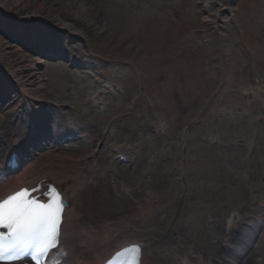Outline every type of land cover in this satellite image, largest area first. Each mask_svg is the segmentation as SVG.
Wrapping results in <instances>:
<instances>
[{"label": "rangeland", "instance_id": "374dc122", "mask_svg": "<svg viewBox=\"0 0 264 264\" xmlns=\"http://www.w3.org/2000/svg\"><path fill=\"white\" fill-rule=\"evenodd\" d=\"M84 1L95 11L103 32L95 33L79 20L61 17L83 33L67 36L65 45L72 55L88 60L89 74L71 68L69 59H43L38 72L44 86L37 97L27 93L28 106L37 110L42 104L37 100L54 102L69 119L101 128L115 118L111 126L116 139L134 145L144 136L147 144L142 151H149L150 159L144 155L133 165L116 163V187L110 179L97 177L94 183L108 196L86 188L77 197L80 222L97 226L135 211L145 204L149 190L156 191L161 208L172 211V221H162L153 235L141 232L140 236L161 245L165 238L161 230L167 228L173 243L182 237V247L194 248L204 242L211 247L223 239L224 219L231 208L257 211L252 199L264 203V122L254 120L264 117V110L258 100L242 97L250 92L249 87L264 90V0H218V7H234L232 19L222 14L220 31L215 29L213 17L206 20L203 0ZM223 76L226 83L221 96L201 115ZM104 84L114 89L105 91ZM93 95L101 106L91 105ZM18 104L15 99L0 107V126ZM223 109L231 111V116L222 114ZM186 127L183 143L180 137ZM94 129L90 128V134ZM71 144L89 150L87 142ZM183 146L186 197L208 202L217 221L214 225L205 219L184 221L187 209H179L175 200L172 204L165 200L163 192L176 187L172 181L179 176L176 163ZM64 149L57 151L76 152ZM98 152L102 162L107 160V151L100 146ZM46 160V150L35 159ZM145 215L137 224L155 226L156 220ZM85 256L80 254L82 259ZM144 264H169V260L151 253Z\"/></svg>", "mask_w": 264, "mask_h": 264}, {"label": "bare ground", "instance_id": "6f19581e", "mask_svg": "<svg viewBox=\"0 0 264 264\" xmlns=\"http://www.w3.org/2000/svg\"><path fill=\"white\" fill-rule=\"evenodd\" d=\"M203 2L204 9L208 14L206 20L209 21L208 17H213L212 20L216 24V29L220 28L219 23L224 21L220 8L227 9L229 15H233L234 7H218V0H203ZM11 12L13 13V19L25 22L21 26L28 30L30 39L37 35L39 36V34L36 35V30L42 31L44 28L49 29L48 33L50 30L56 34L62 32L59 36L60 39L68 34L83 35L81 30L73 27L70 20L65 21L61 16L79 20L92 31H95V33L103 32L101 30L104 28L97 22L95 11L84 0H0V81H8L12 86V92L9 91L4 96L6 102L16 92L22 96L30 92L37 97L38 91L43 89L44 86L38 72V66L42 61L41 57L34 58L29 52L25 53L18 44L22 40L21 37L24 33L13 34L18 32L19 28L7 31L8 35L13 38L12 41L4 38L3 34H1L8 29L2 24V20L8 19L6 16ZM102 35L103 33L101 37ZM219 36L222 37L223 34L220 32ZM26 38L30 40L28 37ZM43 38L47 40L49 35H44ZM70 56L76 60L74 56ZM103 87L104 89H112L110 85H104ZM1 92L3 93L4 90L1 89ZM92 100L94 104L100 105L96 96H93ZM28 108L24 103L22 109L12 115V118L16 116V123L13 126L9 127L7 125L10 118L0 126V157L1 151L5 148L7 142H10L11 138L17 136L18 132H20L19 127H21L20 124L23 122L21 120L24 113L26 114L24 121L29 123L33 121V116L28 118ZM58 108H60L59 104H57L56 108L53 107V110L55 109V118L50 122L52 131L49 134L52 137L47 138V141L48 139L50 140L51 147H55L56 143L53 139L56 132H58L57 134L61 132L58 124L64 123L68 131L79 129L82 135L86 134L81 137V140L87 141L89 150L84 152L79 145L75 146L69 143L64 145L76 152L47 150L46 161H34L28 167H25L26 174L14 177L13 181L12 179H7L5 183L0 182V198L17 190L22 185L33 187L36 191L41 192H47L46 186L53 185L59 190L61 198L68 202L69 205L62 212L61 233L58 237V242L52 254L48 255L49 264H102L111 252L129 242L135 241V239L140 242L142 248L141 264H144L146 256H149L153 251L159 255H167L170 260L169 264H264V216L262 213L264 204L260 203L258 205L260 213L250 210L241 212L237 207L231 208L224 219L226 230L224 238L212 244L211 247L206 242H204V245H196L194 248L190 246L182 247L181 242L173 243L168 239L167 228L161 230L166 238L161 245H153L149 237L140 236L141 232L148 236L153 235L156 232L155 229H158L162 221V223H171L172 221V211L170 213L168 210L161 208L160 197L156 191L149 190L145 204L138 206L135 211L124 213V215L113 218L110 221L105 220L97 226H89L83 220V222H80L81 215L77 197L89 187L92 188V193L95 195L103 194L104 197L108 196L107 191L103 187H98L94 183V177H109V179L113 180L112 186L116 187L114 159L116 154L120 152L119 149L124 148L125 143L116 139L111 125L107 124L104 128H101L91 124L78 123L63 117ZM224 113L228 114L227 112ZM86 126L89 130L95 127L96 129L89 134L85 132ZM38 128L39 132H35L34 136L42 137L45 130H43L42 126H38ZM43 138H46V136ZM43 138L41 142H44ZM184 138L185 134H182V140L185 141ZM246 144H248L247 147H250L249 142ZM140 145L141 143L127 147L129 151L127 153L129 157H127L131 162L139 160L144 155L150 158V154L145 150L142 151ZM100 146L111 155L107 160H104V164H102L100 153L97 152ZM29 150L33 149L29 148ZM1 161H3V156L0 158V163ZM185 165V153L182 152L176 163L177 171H179V176L174 178L176 187L172 186L170 187L171 189L168 188L167 191L163 192L166 194L165 200L168 204H172L173 200H175V202H178L179 209H187L184 214V221L191 218L199 221L205 219V222L214 225L216 222L213 224L211 220L213 216H211L209 203L206 202L204 204L201 200H191L186 197ZM234 172L238 174L237 170H234ZM42 178H44V182H41ZM122 188L126 192H130L128 188L123 186ZM80 189L83 190L79 192ZM94 199L99 200V198ZM96 204L104 205L102 201H96ZM204 213H208V216H204ZM145 214H148L152 220H156L155 226L148 227L144 223L142 225L137 224V221L146 219ZM180 238L182 240V237ZM221 242L228 246L231 245L232 248L229 250L226 247H221ZM187 248H190L191 251L189 252L188 250L186 252ZM80 254H85V259H81ZM11 264L30 263L22 261Z\"/></svg>", "mask_w": 264, "mask_h": 264}]
</instances>
